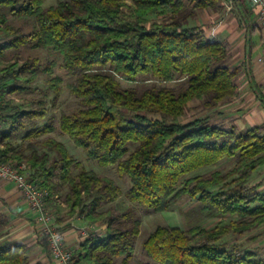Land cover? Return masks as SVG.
Returning <instances> with one entry per match:
<instances>
[{
    "label": "trees",
    "instance_id": "16d2710c",
    "mask_svg": "<svg viewBox=\"0 0 264 264\" xmlns=\"http://www.w3.org/2000/svg\"><path fill=\"white\" fill-rule=\"evenodd\" d=\"M188 1L58 0L44 6L43 0H0V29L10 36L0 43V55L20 47L58 53L80 105L60 113L59 129L88 158L114 165L130 181L125 192L130 205L116 209L111 204L121 189L111 177L85 168L72 173L76 159L65 144L38 139L54 130L50 120L34 121L43 118L44 109L6 104L4 94L22 88L16 83L22 74L34 78L39 57L19 55L0 69V120L8 118L10 131L22 132L20 140L34 139L27 149L38 147L27 153L23 145L4 141L15 134L0 132V160L25 162L29 178L47 189L46 204L65 186L66 216L105 225L103 233L79 242L72 264H113L119 256L127 264L140 228L135 205L164 211L184 195L230 218L211 226L158 225L142 240L143 254L154 261L146 264H264L255 249L226 239L264 224V189L249 183L251 173L264 165V132L236 131L207 115L179 120L192 100L212 109L233 96L238 73L226 64L224 44L188 23L197 9L221 0ZM53 65L48 61L41 69L50 74ZM5 77L11 82L2 84ZM60 81L50 77L48 87L57 92ZM223 158L234 159L226 171L194 173ZM26 249L20 242L0 243V264H30Z\"/></svg>",
    "mask_w": 264,
    "mask_h": 264
},
{
    "label": "rangeland",
    "instance_id": "374dc122",
    "mask_svg": "<svg viewBox=\"0 0 264 264\" xmlns=\"http://www.w3.org/2000/svg\"><path fill=\"white\" fill-rule=\"evenodd\" d=\"M58 0H43L44 6H49L56 3ZM126 3H131V0H125ZM186 3L190 5L188 0ZM227 0H225V4ZM225 4L217 5L213 8L197 9L196 15L193 18H190L189 24H197L205 26V28L211 27L219 17H222L224 13L229 12L232 9H226L224 11ZM232 11V10H231ZM230 11V12H231ZM217 12V13H215ZM215 15L210 17V15ZM163 16H157V19H161ZM218 23V22H217ZM258 24V18H257ZM247 27V26H246ZM259 27V25H258ZM260 28V27H259ZM240 29V28H239ZM10 54V52L8 53ZM20 55L25 58L26 56H37L39 57V68L36 69L34 78H30V73H24L18 78L16 83L20 85L21 89L13 90L12 92H6L4 94V100L6 104L10 106L13 105L17 108L22 109H44V116L38 121V124H44L51 121L54 125V130L52 132L41 135L38 139H43L45 137H52L57 140L62 141L69 152L75 157L76 163L71 168L72 173H77L81 168L93 169L97 174L106 175L111 177L116 184L121 189L120 197L115 200L111 205L116 209L123 210L130 205V201L126 199L125 192L130 186V181L127 175L119 176L115 170L114 165H100L94 159H90L86 156L85 151L74 144L72 139L64 132L59 129L58 126V117L62 111H72L78 108L80 105L77 98L71 93L69 89V84L72 82L73 77L71 74L67 73L64 67L62 66L61 56L51 51L50 49H33L30 47H23L20 49ZM18 62V64L21 63ZM48 61H54L50 74L42 71V67L47 64ZM57 76L61 79L58 84L59 90L57 92L54 89L48 87V78ZM28 79V80H26ZM123 85H127L125 81H122ZM169 84H176L174 82H169ZM11 93V94H9ZM9 94V95H8ZM226 102H221L217 107L212 109H205L200 105L199 100H192L188 103V109L182 115L179 120L180 122H186L194 117L199 116H209L210 121L213 123H224L229 127L232 120L226 119L224 113H227L226 107L224 106ZM224 112L223 114H221ZM24 119V118H23ZM27 121V120H26ZM4 122L0 127V130L10 131L11 125L13 124L8 118L3 120ZM238 131V130H236ZM261 131H264V128H261ZM14 137L8 139L6 137L4 141H9L12 146L17 145L18 143L23 145L26 148V152H29V149L32 147L38 148L30 144V147L27 149L28 142L32 140H20V134L16 132H9ZM8 139V140H7ZM4 145L0 146L3 148ZM11 153H8L10 155ZM15 163V162H12ZM234 164L233 158H223L218 163L213 166L199 169L194 173H206L213 169H219L221 171H226ZM250 184H257L258 189H264V165L258 166L252 173L249 179ZM66 187L62 186L60 193L57 196H53V200L56 204L60 205L64 203V192ZM55 195V194H54ZM65 207L67 205L65 204ZM68 208V207H67ZM136 211L140 216V228L139 234L134 241V252L131 259L127 264H146L147 259L154 262L152 259L146 257L143 254L141 244L142 240L153 231L158 225H179L181 227H189L194 224H201L204 226H211L216 223L219 219L228 221L230 216H220L216 210L213 208H204L197 199L191 198L187 195L182 196L171 208L164 211H146L143 207L135 205ZM47 209L49 210L48 206ZM50 211V210H49ZM90 234V233H89ZM88 234H86L87 236ZM228 241H235L241 243L244 247L255 249L259 255L264 256V224L252 228L248 233L245 234H228L226 236ZM144 255V256H143ZM113 264H123L122 256L116 257Z\"/></svg>",
    "mask_w": 264,
    "mask_h": 264
},
{
    "label": "crops",
    "instance_id": "0c3cea01",
    "mask_svg": "<svg viewBox=\"0 0 264 264\" xmlns=\"http://www.w3.org/2000/svg\"><path fill=\"white\" fill-rule=\"evenodd\" d=\"M220 4H225V0H221ZM231 10L219 17L209 28H205L200 23L197 25L203 28L207 35H212L214 32V36L224 44L228 53L226 64L229 67H238L235 77L236 93L225 100L227 113L221 114L224 113L226 119L232 120L229 127L235 130L257 127L261 131V128H264V61L260 58L264 56V41L257 24L258 15L256 8L247 0H233ZM224 11H226L225 7ZM214 16L210 15V17ZM9 18L11 19L12 16ZM9 37L0 29V43ZM21 48L23 47L8 48L4 55H0V69L9 61H14L15 57L20 55ZM17 61L20 62V59ZM3 82L10 83L11 79L5 77L2 84ZM2 121L0 120V127L4 123ZM219 124L227 127L224 123ZM9 138L11 137L8 136ZM47 206L64 233L66 246L72 251L77 248L86 234L104 232L103 223H89L79 215L66 216L67 207L63 203L61 206L56 204L53 196L48 199ZM0 216L3 218V223L0 224V243L25 244L30 264H58L51 258L45 240L39 233L34 211L29 208L15 183L2 179H0ZM58 218L61 219L60 222Z\"/></svg>",
    "mask_w": 264,
    "mask_h": 264
},
{
    "label": "built area",
    "instance_id": "2783aa9c",
    "mask_svg": "<svg viewBox=\"0 0 264 264\" xmlns=\"http://www.w3.org/2000/svg\"><path fill=\"white\" fill-rule=\"evenodd\" d=\"M247 1L256 8L258 25L264 41V0ZM231 5L232 0H227L226 9H230ZM212 35L214 36V32ZM260 59L264 61V56ZM0 179L14 182L29 208L34 211L39 233L45 240L51 258L58 264H72L73 251L66 246L62 229L47 209L45 202L47 189L40 187L35 180L29 178L25 162L11 163L0 160Z\"/></svg>",
    "mask_w": 264,
    "mask_h": 264
}]
</instances>
